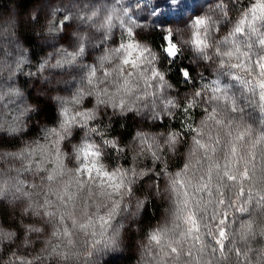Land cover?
Here are the masks:
<instances>
[{
  "label": "clouds",
  "instance_id": "9594fccd",
  "mask_svg": "<svg viewBox=\"0 0 264 264\" xmlns=\"http://www.w3.org/2000/svg\"><path fill=\"white\" fill-rule=\"evenodd\" d=\"M0 264H264V0H0Z\"/></svg>",
  "mask_w": 264,
  "mask_h": 264
},
{
  "label": "trees",
  "instance_id": "16d2710c",
  "mask_svg": "<svg viewBox=\"0 0 264 264\" xmlns=\"http://www.w3.org/2000/svg\"><path fill=\"white\" fill-rule=\"evenodd\" d=\"M46 111L48 112L49 118H50L51 117V109L50 108H47Z\"/></svg>",
  "mask_w": 264,
  "mask_h": 264
},
{
  "label": "rangeland",
  "instance_id": "374dc122",
  "mask_svg": "<svg viewBox=\"0 0 264 264\" xmlns=\"http://www.w3.org/2000/svg\"><path fill=\"white\" fill-rule=\"evenodd\" d=\"M167 20H168V17L165 16V17H164V21H167Z\"/></svg>",
  "mask_w": 264,
  "mask_h": 264
}]
</instances>
